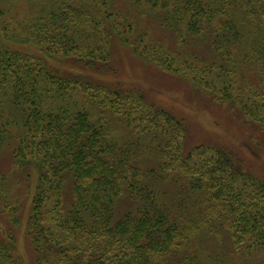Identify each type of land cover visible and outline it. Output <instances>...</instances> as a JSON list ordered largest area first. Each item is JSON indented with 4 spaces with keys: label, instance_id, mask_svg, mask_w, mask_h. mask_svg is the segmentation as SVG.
Returning <instances> with one entry per match:
<instances>
[{
    "label": "trees",
    "instance_id": "1",
    "mask_svg": "<svg viewBox=\"0 0 264 264\" xmlns=\"http://www.w3.org/2000/svg\"><path fill=\"white\" fill-rule=\"evenodd\" d=\"M116 40L264 129V0H0V159L12 168L0 163V264H21L3 219L21 225L33 169L39 264L249 262L264 248V178L248 159L189 146L186 123L141 92L9 45L100 69Z\"/></svg>",
    "mask_w": 264,
    "mask_h": 264
},
{
    "label": "rangeland",
    "instance_id": "2",
    "mask_svg": "<svg viewBox=\"0 0 264 264\" xmlns=\"http://www.w3.org/2000/svg\"><path fill=\"white\" fill-rule=\"evenodd\" d=\"M140 24L145 28H150L151 34L165 41L164 36L166 35L163 31L156 29L157 24L148 17H143ZM118 42L117 40L114 42L112 59L108 66H103L100 69L72 67L70 61L59 62V60H54L33 45L15 41L9 42V45L14 49L44 57L47 62L60 69L84 70L101 82L112 85L120 84L125 89L143 93L149 101L171 111L186 123L189 130L187 140L189 146L201 143L227 146L248 159L252 171L264 178L263 128L249 123L239 111L229 108L227 105L212 103L206 95L194 91L179 77L145 63L133 55L128 47ZM0 163L5 170L12 171L11 164L7 160L1 158ZM32 173L29 194H23L26 201L23 205L21 225L13 226L9 221L3 219V226L13 228L16 234V253L20 257L21 264H39L26 233V222L37 182V170L33 169ZM22 179V176L16 174L13 180L15 183L21 184ZM22 189L20 187V192ZM127 206L126 202L124 205L121 202L119 210L124 211ZM214 242L213 240H206L202 244L216 247ZM200 245L199 243L197 246L200 247ZM248 259L249 262H242L237 259L233 262L234 264H264V248L255 252Z\"/></svg>",
    "mask_w": 264,
    "mask_h": 264
}]
</instances>
